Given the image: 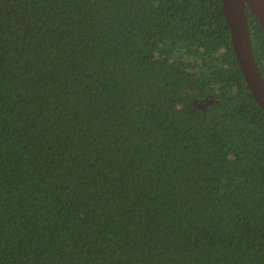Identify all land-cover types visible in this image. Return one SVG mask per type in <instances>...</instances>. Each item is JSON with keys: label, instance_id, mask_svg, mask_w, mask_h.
Returning <instances> with one entry per match:
<instances>
[{"label": "trees", "instance_id": "trees-1", "mask_svg": "<svg viewBox=\"0 0 264 264\" xmlns=\"http://www.w3.org/2000/svg\"><path fill=\"white\" fill-rule=\"evenodd\" d=\"M222 16L0 0V264H264V115Z\"/></svg>", "mask_w": 264, "mask_h": 264}, {"label": "water", "instance_id": "water-1", "mask_svg": "<svg viewBox=\"0 0 264 264\" xmlns=\"http://www.w3.org/2000/svg\"><path fill=\"white\" fill-rule=\"evenodd\" d=\"M246 8L257 19L264 35V0H221L231 54L255 103L264 115V78L252 52Z\"/></svg>", "mask_w": 264, "mask_h": 264}]
</instances>
